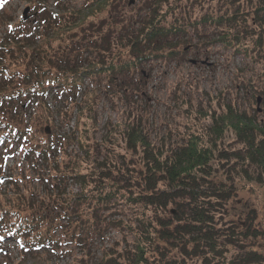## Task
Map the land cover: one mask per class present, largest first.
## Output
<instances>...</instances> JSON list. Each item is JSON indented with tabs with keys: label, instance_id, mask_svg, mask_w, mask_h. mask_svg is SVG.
I'll return each mask as SVG.
<instances>
[{
	"label": "trees",
	"instance_id": "16d2710c",
	"mask_svg": "<svg viewBox=\"0 0 264 264\" xmlns=\"http://www.w3.org/2000/svg\"><path fill=\"white\" fill-rule=\"evenodd\" d=\"M112 1L85 0L77 10L58 13L41 6L30 30L16 26L0 37L1 144L34 140L25 125L14 124L23 121V105L24 113L32 104L36 112L47 111L49 94H65L57 110L65 115L86 79L103 78L126 89V78L146 63L182 55L189 32L195 47L201 41L249 57L264 54V0H193L189 10L177 8L180 0H146L145 13L131 19L114 18ZM96 97V90L84 88L75 102L70 137L80 155L58 160L64 150L57 135L30 143V152L38 149L45 162L53 160L52 186L43 199L8 197L0 210L3 239L16 241L23 257L41 249L55 252L61 234L86 252L103 239L106 227L123 236L102 248L99 264H264L260 251L245 247L264 232L244 219H229L227 208L237 179L258 184L264 197L263 125L227 106L174 148L152 145L140 122L129 119L106 122L95 144L88 132ZM44 118L49 120L47 113ZM68 180L77 192L65 190ZM169 206L175 207L171 214ZM110 208L130 216L106 220L102 213ZM85 263L72 257L65 264Z\"/></svg>",
	"mask_w": 264,
	"mask_h": 264
},
{
	"label": "rangeland",
	"instance_id": "374dc122",
	"mask_svg": "<svg viewBox=\"0 0 264 264\" xmlns=\"http://www.w3.org/2000/svg\"><path fill=\"white\" fill-rule=\"evenodd\" d=\"M192 1L180 0L177 8L189 10ZM84 2L85 0H0V37L11 33L16 26L30 30L37 23L36 11L41 6L58 13L77 10ZM144 2L146 0H113L112 7L109 8L114 18L131 19L145 13ZM25 8L28 10L23 19ZM105 14L108 15V12ZM176 14L178 13L174 12V16ZM198 14L199 12L196 15ZM101 17V14L89 15V18ZM107 18H111L110 14ZM188 35L191 36L189 45L182 55L146 63L138 74L126 78L129 81H126L129 85L126 89L123 88L126 84L118 86L116 83L117 85L112 86L103 78L100 81L96 78L85 80L81 92L84 88L97 92L96 99L92 101L93 106L91 105V116L95 123L89 127L88 132L93 143L101 142L106 122L123 123L129 119L140 122L152 145L159 146L165 142L167 148H174L186 139L191 129L207 125L211 116L221 113L227 106L264 126V54L249 57L223 49L218 43L205 44L201 41L195 47L194 34L189 32ZM81 92L74 97V103L70 102L71 109L65 115L63 111L57 113L59 107L63 106L65 94H58V97L49 94L46 98L47 111L42 109L41 112H36L32 104L24 113L23 105V121L14 120V124L22 127L25 125L31 135H34V140L20 143L4 140L3 144L0 143V210L6 203L9 204L8 197L24 194L27 198L31 197V200H39L50 193L52 181L48 177V169L53 160L49 164L45 162L38 155V149L30 152V143H46L49 137L57 135L61 136L64 150L58 152V160H68L81 154L75 138L70 137L76 123ZM75 102H78L77 105ZM46 113L49 120L44 118ZM5 118L11 120L9 115ZM45 126L48 128L47 133L44 132ZM232 138L228 135L226 141L231 143ZM231 146L235 147L233 144ZM65 190L77 192L78 185L68 180ZM44 201L47 203L48 198ZM26 204L25 201V206ZM168 208H172L170 214L173 213L175 207ZM227 208L229 219H244L264 232V197L258 184L235 180V191L228 200ZM127 214L121 208H110L104 210L102 216L106 220L109 217L124 220L130 216ZM50 216L53 219L54 215ZM53 222L56 226L60 225L59 221ZM56 226L53 229L58 228ZM57 230L54 232L61 234ZM103 231V239L94 242L86 252L70 242V237L64 238L61 234L60 247L55 252L41 249L34 255L25 257L16 241L0 236V264H65L72 257L83 259L85 264H99L102 248L110 246L114 240L121 241L123 236L119 229L105 227ZM127 242H131V237H127ZM245 247L256 249L264 255V234L254 240V245L246 242ZM228 249L240 250L231 247Z\"/></svg>",
	"mask_w": 264,
	"mask_h": 264
},
{
	"label": "water",
	"instance_id": "95a60500",
	"mask_svg": "<svg viewBox=\"0 0 264 264\" xmlns=\"http://www.w3.org/2000/svg\"><path fill=\"white\" fill-rule=\"evenodd\" d=\"M27 10H28V8H25L24 11H23V13H22V14H23V15H22L23 19L26 18V12H27ZM44 130H45V133L48 132V128H47V126L44 127Z\"/></svg>",
	"mask_w": 264,
	"mask_h": 264
}]
</instances>
